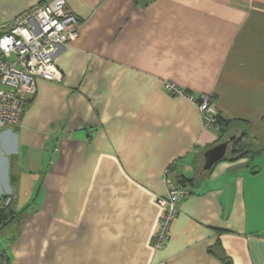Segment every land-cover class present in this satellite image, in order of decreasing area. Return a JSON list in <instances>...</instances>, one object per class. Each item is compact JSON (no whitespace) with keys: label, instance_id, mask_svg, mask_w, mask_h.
<instances>
[{"label":"crops","instance_id":"crops-1","mask_svg":"<svg viewBox=\"0 0 264 264\" xmlns=\"http://www.w3.org/2000/svg\"><path fill=\"white\" fill-rule=\"evenodd\" d=\"M45 1L0 0V32ZM66 1L81 26L63 80L37 78L0 130V203L13 192L23 218L5 264H264V0ZM166 81L215 94L222 139L246 134L251 153L229 144L204 170L221 132ZM166 175L191 193L157 250Z\"/></svg>","mask_w":264,"mask_h":264},{"label":"built area","instance_id":"built-area-1","mask_svg":"<svg viewBox=\"0 0 264 264\" xmlns=\"http://www.w3.org/2000/svg\"><path fill=\"white\" fill-rule=\"evenodd\" d=\"M80 26V19L66 0H48L16 16L0 32V130L21 124L28 100L37 91V78L63 80L55 57L63 45L78 35ZM164 86L170 95L197 107L204 130L220 129L221 111L215 94H196L173 81H166ZM165 181L167 194L155 198L164 209L153 239L157 250L166 246L179 205L191 193L182 177L166 175ZM12 199L13 192H8L0 207L10 205ZM8 261L7 250L0 245V264Z\"/></svg>","mask_w":264,"mask_h":264},{"label":"trees","instance_id":"trees-1","mask_svg":"<svg viewBox=\"0 0 264 264\" xmlns=\"http://www.w3.org/2000/svg\"><path fill=\"white\" fill-rule=\"evenodd\" d=\"M219 121H220V125H221L219 131L221 132V135H222V133L224 132V129L228 123L226 124V122H224L222 120V118H220ZM221 135L219 137L220 138L219 140H221V141L225 140V139H222L223 135L222 136ZM247 138H248L247 135L243 134V135L235 138L230 143L231 154H232L231 160L239 159L240 157L251 153L250 144H249L250 142ZM226 158L227 157H224V159H226ZM182 178L186 182L187 179L185 177H182ZM17 216L18 215H16L12 210H10V208L7 209L5 207H0V224L2 223L3 227L6 225V223L17 219Z\"/></svg>","mask_w":264,"mask_h":264},{"label":"water","instance_id":"water-1","mask_svg":"<svg viewBox=\"0 0 264 264\" xmlns=\"http://www.w3.org/2000/svg\"><path fill=\"white\" fill-rule=\"evenodd\" d=\"M236 138V135L229 137L226 140H223L216 145L207 149L204 153L205 162H204V170H209L213 167L215 163L222 160L227 152L229 144ZM224 264H232L231 260H226Z\"/></svg>","mask_w":264,"mask_h":264},{"label":"rangeland","instance_id":"rangeland-1","mask_svg":"<svg viewBox=\"0 0 264 264\" xmlns=\"http://www.w3.org/2000/svg\"><path fill=\"white\" fill-rule=\"evenodd\" d=\"M261 144H258L257 146H261ZM2 145H0V172L3 164H4V159L2 156ZM4 178L0 175V186L4 184ZM8 183L10 184V181L8 180ZM11 206L8 205L5 208H10ZM20 219V220H19ZM19 219H15L13 221H10L6 223V225L0 230V245L2 246H7L9 244L10 239L13 237L15 233H18L19 229L21 228V222H22V217Z\"/></svg>","mask_w":264,"mask_h":264}]
</instances>
